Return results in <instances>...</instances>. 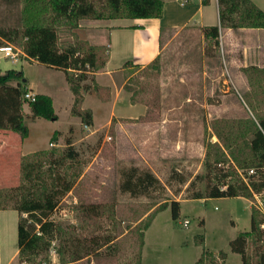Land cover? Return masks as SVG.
<instances>
[{
    "label": "rangeland",
    "instance_id": "obj_1",
    "mask_svg": "<svg viewBox=\"0 0 264 264\" xmlns=\"http://www.w3.org/2000/svg\"><path fill=\"white\" fill-rule=\"evenodd\" d=\"M23 4L24 0H0V27H21ZM84 28L61 25L58 46L86 41ZM165 42L147 65L123 64L111 83L87 74L82 106L92 107L91 125L71 113V90L62 70L22 51L14 59L0 53V71H22V91L33 83L35 89L52 92L57 114L54 120L32 117L27 100L21 98L28 134L22 139L6 130L10 134L0 150V199L5 207L0 210V264H61L60 257L68 260L82 245L102 243L106 237L112 238L109 247L67 264H196L204 251L197 264H241L228 242L249 229L250 212L263 231L256 247L264 248V192L249 197L250 208L237 196L187 198L205 186V179L195 175L206 171V144L222 145L213 123H242L254 118L250 108L264 116V62L260 66L230 63L222 34L214 39L194 26L172 31ZM23 145L30 147L29 153L22 154ZM70 148L75 153L72 158L67 156ZM32 161L41 164L49 187H60L63 181L72 187L50 214L55 232L49 250L30 262L21 263L16 256L8 263L17 249L19 215H26L11 207L30 185L23 171ZM133 167L137 174L152 172L159 182L137 195L122 191L121 173ZM217 167L225 169L228 164ZM173 200L180 205L176 219L171 217ZM88 205L101 206V214L85 218L82 210ZM147 221L151 223L144 229ZM200 234L203 243L197 244ZM254 247L250 236L245 249L251 264L256 259Z\"/></svg>",
    "mask_w": 264,
    "mask_h": 264
},
{
    "label": "trees",
    "instance_id": "obj_2",
    "mask_svg": "<svg viewBox=\"0 0 264 264\" xmlns=\"http://www.w3.org/2000/svg\"><path fill=\"white\" fill-rule=\"evenodd\" d=\"M219 25L204 27L207 37L216 39L219 26L239 28H264V12L251 0H218ZM163 0H24L21 9V27L5 29L0 27V45L15 44L30 59L64 72L73 94L71 113L78 116L84 125L92 124V111L82 108V89L86 87L83 81L89 72L100 70L108 59L105 45H93L86 41L75 40L73 43L58 46V29L61 25L73 29L81 19H111V18H150L162 15ZM262 71V70H259ZM22 71L7 69L0 74V128L17 132L20 138L28 134L22 114V91L20 79ZM23 99V98H22ZM26 100V99H23ZM32 117H42L54 120L57 114L49 95L36 93L33 100H27ZM254 118L242 121H221L213 123V129L222 142L207 143L204 165L206 171L195 175V179H205L203 189H197L187 197L201 199L209 197H252L264 192V116L250 108ZM56 133L52 135L55 139ZM227 150V152L224 151ZM75 153L71 148L67 156L72 158ZM228 164V167H217L218 164ZM213 166V167H211ZM38 171H36V168ZM237 169L244 172V181L238 177ZM253 169L251 174L247 171ZM136 168L122 171L120 189L137 195L145 191L158 178L150 171L137 174ZM237 176L234 181H226L229 176ZM23 177L30 182L23 188L20 200L11 208L19 213L17 224V251L19 262H30L43 251H48L55 232V224L50 214L56 207L59 197L69 191L72 183L62 182L60 187L46 185L41 173V164L35 161L26 164ZM212 179L215 181L212 183ZM40 181L38 185L34 181ZM2 192L0 191V197ZM264 204V201H263ZM0 199V210L4 209ZM163 207L162 209H164ZM171 217L176 219L180 211L179 201L170 203ZM102 212L101 206L88 205L82 210L85 218L95 219ZM151 221L144 225L146 229ZM262 229L254 212L250 215V226L247 231L239 232L229 241L231 251L238 253L241 264H251L246 253L247 238L251 236L256 248L255 264H264V248L256 247L261 238ZM195 243H203V235L196 237ZM112 238L106 237L102 243L91 242L77 249L70 259L63 260L67 264L85 256L95 255L102 246L109 247ZM205 252H202L196 264L202 262ZM37 264H41L39 261Z\"/></svg>",
    "mask_w": 264,
    "mask_h": 264
},
{
    "label": "crops",
    "instance_id": "obj_3",
    "mask_svg": "<svg viewBox=\"0 0 264 264\" xmlns=\"http://www.w3.org/2000/svg\"><path fill=\"white\" fill-rule=\"evenodd\" d=\"M251 1L264 12V0ZM218 8V0H163L162 15L160 17L79 20L78 25L80 28L89 27L84 28L86 30V34L83 37L84 40L89 44L105 45L107 47L108 59L105 65L96 72H89V75L97 81L99 77H102L111 83L113 77L123 70L121 68L124 66L123 64L140 65L141 67L147 65L160 54L166 44L165 40L172 31H180L186 26L198 27L203 31L204 27L219 25ZM219 32L224 39L222 46L225 51L228 50L230 63L238 66H246L248 63L260 66L264 62V28L219 26ZM120 42H122L121 47H119ZM1 57L0 55V59ZM5 71H0V74L5 73ZM62 73L64 72L62 71ZM67 86L69 87L68 82ZM85 88L88 89L87 86ZM27 90L33 94L42 93L49 95L54 108L52 92L35 89L33 83L29 84ZM72 102L71 92L70 109ZM81 107L92 110L90 105H81ZM74 117L79 119L78 116ZM93 119L92 115V123ZM6 130H0V135L2 136L0 150L6 147L7 141L3 138L10 134ZM68 145L71 146V143H68ZM15 148L19 149L22 147ZM29 149V146H24L22 154L29 153ZM237 197L245 200L250 208L249 198L244 196ZM16 256H18L17 249L8 263L14 260Z\"/></svg>",
    "mask_w": 264,
    "mask_h": 264
},
{
    "label": "built area",
    "instance_id": "obj_4",
    "mask_svg": "<svg viewBox=\"0 0 264 264\" xmlns=\"http://www.w3.org/2000/svg\"><path fill=\"white\" fill-rule=\"evenodd\" d=\"M21 52L20 49H18L16 46L10 44V43H5V44H2L0 45V53H2L3 57L4 58H11V59H14L18 56V54ZM22 98L23 99H26V100H33L34 99V94L27 91L25 93H23L22 95ZM253 172V169H249L247 171L248 174H251ZM238 173L241 175L242 179L244 181H246V177L244 175H242L241 171H238ZM255 196H257L256 194H254ZM188 221L186 220L185 221V224L187 223Z\"/></svg>",
    "mask_w": 264,
    "mask_h": 264
}]
</instances>
